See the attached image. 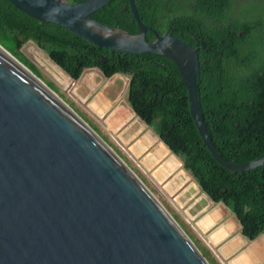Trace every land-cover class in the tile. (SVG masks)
Returning <instances> with one entry per match:
<instances>
[{
	"label": "water",
	"instance_id": "95a60500",
	"mask_svg": "<svg viewBox=\"0 0 264 264\" xmlns=\"http://www.w3.org/2000/svg\"><path fill=\"white\" fill-rule=\"evenodd\" d=\"M6 1L38 21L57 24L96 46L170 58L185 86L191 119L212 159L231 171H247L264 164V153L244 164L227 162L218 155L196 102L197 47L171 33L158 34L143 24L133 0H127V5L138 26L135 34L91 17L108 0ZM147 30L153 35L151 41L145 39ZM28 42L53 62L30 40L20 47L24 56L28 55ZM21 64L0 46V264H209L105 141ZM90 70L96 88L101 86L109 94L111 85L120 79L125 80L121 89L124 93L127 75L114 73L106 78L95 67L84 68L76 82L86 81L82 75ZM107 102V109L113 106L109 118L131 111L130 120L135 123L129 120L121 130H126L129 123L146 127L126 100ZM121 130L118 135L126 137ZM232 217L237 223L235 215ZM237 227L247 243L239 222ZM261 239L263 234L251 240L237 257L247 259L248 249Z\"/></svg>",
	"mask_w": 264,
	"mask_h": 264
},
{
	"label": "trees",
	"instance_id": "16d2710c",
	"mask_svg": "<svg viewBox=\"0 0 264 264\" xmlns=\"http://www.w3.org/2000/svg\"><path fill=\"white\" fill-rule=\"evenodd\" d=\"M133 2L143 24L197 47L196 102L218 155L235 164L260 157L264 153V6L259 13L246 9L244 15L233 17L228 14L230 0ZM91 17L130 34L138 30L127 0H108ZM145 39H153L148 30ZM28 40L72 80L90 67L106 78L114 73L127 75L125 100L134 114L178 158L201 191L235 215L244 237L253 240L264 235V164L231 171L212 159L191 119L185 86L170 58L96 46L0 0V46L39 76L20 52Z\"/></svg>",
	"mask_w": 264,
	"mask_h": 264
},
{
	"label": "rangeland",
	"instance_id": "374dc122",
	"mask_svg": "<svg viewBox=\"0 0 264 264\" xmlns=\"http://www.w3.org/2000/svg\"><path fill=\"white\" fill-rule=\"evenodd\" d=\"M29 43L31 42L27 43L28 46ZM27 57L26 58L38 69L39 76L37 77L43 81L48 88L54 91V93L60 97L120 157L136 177H138L148 190L151 191V193L160 201L167 212L189 236L195 246L198 249L200 248L199 251L201 250L208 259L210 257L214 260L213 263L211 259H209L212 264H231L232 260L237 257L238 253L248 246L251 241L248 240L247 243L242 241L243 239L240 237L239 228L237 227L238 222L236 223L232 217L234 216L232 213H229L226 217V219L231 222L229 223L228 229L230 232L229 236L222 239L220 242L214 243L210 238L212 232L211 229L213 228L205 229L206 224L202 219L206 212V208L209 210L211 207L218 206L221 211H224L222 204H210L209 200L199 189L192 176L181 168L180 161V167H177L176 170H170L159 178L153 176L152 172L156 166H151L150 168L144 167L141 162L143 155L134 157L128 150L129 144H122L117 137L118 132L113 133L112 130L106 126L104 121L106 118V122L109 119V123H111L113 120L121 118L120 115L122 112H119V115H112L109 118L113 106L109 108L106 113L104 112L103 116H98L90 107L89 104L92 102L96 94L103 93L105 96L104 99L109 102L113 100L116 104L119 103L120 100H125V90L124 93H121L123 82L125 80L120 81V79H116L114 85H111L113 89L109 94H106V92H104L105 89L102 90L101 86L90 90L86 81L80 83L72 79L69 81L61 73H58L56 77L49 75L41 68V66L33 63L28 55ZM46 64H48L47 61ZM46 66L47 65H45V67ZM46 68L51 70L48 66ZM57 77L59 78V81L56 79ZM130 121L135 123L133 118H131ZM146 128L150 129L147 126ZM122 131L123 130H121V132ZM261 245V243H258L256 244V247L262 248ZM252 260L253 259L251 258V261Z\"/></svg>",
	"mask_w": 264,
	"mask_h": 264
},
{
	"label": "bare ground",
	"instance_id": "6f19581e",
	"mask_svg": "<svg viewBox=\"0 0 264 264\" xmlns=\"http://www.w3.org/2000/svg\"><path fill=\"white\" fill-rule=\"evenodd\" d=\"M25 51L38 64V66H41V68L46 73H48L49 75L56 77V75L58 73H61L63 76H65L58 69V67L53 64V62H51L42 52H40L32 44H29V46L27 48H25ZM12 57L15 58L14 56H12ZM46 61L48 62V64H46ZM45 65H47L51 70L47 69L46 68L47 66L45 67ZM24 68L26 70H28L26 67H24ZM82 76L84 78H86L87 80H89V82L87 81V83L91 89L95 88L96 85L92 81L93 72L91 70L85 72ZM56 79L59 81L58 77ZM37 80L39 82H41L46 88H48L43 83V81H41L38 78H37ZM48 89H50V88H48ZM50 91L52 92V94L55 97H57V95L54 93V91H52L51 89H50ZM89 105L97 113L98 116H103L104 112L106 110H108L107 108L109 106V103L104 99L102 94H96L94 96L92 102H90ZM103 108H106V110L103 113H101L100 110H102ZM114 112L115 111H113L112 113H114ZM131 116H132L131 111H129L128 114H126L124 111H122L121 116H120L121 118H119L118 120H113L111 123H109V119H108L107 125L109 128H111L113 133H115V132L119 133V131L121 130L123 125L125 126V124L127 122H129ZM127 126H128V128L126 130L124 129L125 131L123 130L124 133L126 132L125 133L126 137L118 135L117 136L118 139L121 141L122 144H129L128 150L130 151V153L134 157H138V156L143 155L141 162H142V165L144 167L150 168L151 166L152 167L156 166L152 172L153 176H155L156 178H159V177H162L166 172H168L170 170L171 171L176 170L177 167H180L179 160L174 155L170 154L167 147L164 144H162L160 141H158L156 136L150 130H148L146 127H144V125L142 123H139V127H135V125L133 123H129ZM180 172L183 173L182 171H180ZM205 211L206 212L204 214L202 221H204L206 224L205 229L213 228V229H211L212 232L210 234L211 240L214 243H217V242H220L222 239H225L226 237H228L230 234V232L228 231V227H229V223H231V222H229V220L226 219L227 215H229L227 210L224 208V213H222L219 210V207L216 206V207H212L209 210H208V208H206ZM216 225H218V226H216ZM214 231H216V232H214ZM231 263L232 264H246V259L244 256L240 255L239 257L234 259Z\"/></svg>",
	"mask_w": 264,
	"mask_h": 264
},
{
	"label": "flooded vegetation",
	"instance_id": "af4514ba",
	"mask_svg": "<svg viewBox=\"0 0 264 264\" xmlns=\"http://www.w3.org/2000/svg\"><path fill=\"white\" fill-rule=\"evenodd\" d=\"M232 4V8L229 10L228 14L234 16L244 15L243 10L248 9L251 10L252 13L261 12L264 6V0H230ZM228 17H231L229 16ZM108 110L105 111V113ZM216 232V231H214Z\"/></svg>",
	"mask_w": 264,
	"mask_h": 264
},
{
	"label": "crops",
	"instance_id": "0c3cea01",
	"mask_svg": "<svg viewBox=\"0 0 264 264\" xmlns=\"http://www.w3.org/2000/svg\"><path fill=\"white\" fill-rule=\"evenodd\" d=\"M86 81L89 82V80H87L85 78ZM93 81V78H92ZM106 110V108H103L101 111V113H103ZM220 210V209H219ZM221 211V210H220ZM222 213H224V211H221ZM229 214V213H228ZM228 216V215H227ZM249 240V239H248ZM251 241V240H249ZM261 246L262 248H257L256 245H253L250 247V249H248V252H246V264H264V240L261 239ZM258 244V243H257ZM255 248V249H254ZM251 254V255H250ZM253 255V256H252ZM257 255V256H256ZM251 258L253 259L251 261ZM251 261V262H250Z\"/></svg>",
	"mask_w": 264,
	"mask_h": 264
}]
</instances>
